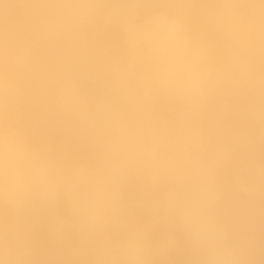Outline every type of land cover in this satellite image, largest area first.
I'll return each mask as SVG.
<instances>
[{"label": "rangeland", "instance_id": "1", "mask_svg": "<svg viewBox=\"0 0 264 264\" xmlns=\"http://www.w3.org/2000/svg\"><path fill=\"white\" fill-rule=\"evenodd\" d=\"M115 186L97 226L69 211ZM177 206L264 264V0H0V252L99 264L135 232L203 264Z\"/></svg>", "mask_w": 264, "mask_h": 264}, {"label": "clouds", "instance_id": "2", "mask_svg": "<svg viewBox=\"0 0 264 264\" xmlns=\"http://www.w3.org/2000/svg\"><path fill=\"white\" fill-rule=\"evenodd\" d=\"M121 209V194L118 186L113 188L105 203H75L69 199V211L86 226L94 227ZM175 226L184 231L197 245L203 256V264H239L241 253L233 246L210 219L189 213L177 206L174 209ZM154 244L138 233H131L115 246H99L95 255L99 264H147L148 257L165 244ZM18 249L11 239L0 252V264H14Z\"/></svg>", "mask_w": 264, "mask_h": 264}]
</instances>
